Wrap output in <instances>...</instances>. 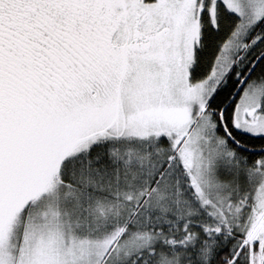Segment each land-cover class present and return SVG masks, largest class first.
<instances>
[{
    "label": "rangeland",
    "instance_id": "1",
    "mask_svg": "<svg viewBox=\"0 0 264 264\" xmlns=\"http://www.w3.org/2000/svg\"><path fill=\"white\" fill-rule=\"evenodd\" d=\"M98 1L117 17L106 89L26 116L0 101V264H101L110 249L106 264H116L156 247L145 222L121 225L125 211L111 201L85 209L81 195L58 179L66 157L117 137L167 138L200 203L223 226L247 231L245 243L253 248L264 238V156L253 169L239 166L205 107L248 30L264 16V0ZM217 2L240 24L210 75L191 83L199 18L208 8L215 19ZM263 95L261 86L245 88L234 108L235 129L264 135ZM168 184L163 179L152 189L149 204L167 199Z\"/></svg>",
    "mask_w": 264,
    "mask_h": 264
},
{
    "label": "trees",
    "instance_id": "2",
    "mask_svg": "<svg viewBox=\"0 0 264 264\" xmlns=\"http://www.w3.org/2000/svg\"><path fill=\"white\" fill-rule=\"evenodd\" d=\"M113 15L107 3L98 0H1L0 101L26 116L102 93L108 84L113 55L112 34L117 20ZM199 23V41L189 71L191 83L210 75L240 18L217 2L215 19L205 8ZM263 52L264 16L248 30L205 107L217 137L235 153L239 166L249 169L255 168L257 159L264 156L249 151L264 148V135L235 129L234 108L246 87L255 84L264 88V56L223 114L227 131L243 148L227 139L219 113ZM259 113L264 115V95ZM145 159L154 167H146ZM147 176L149 182H145ZM58 179L81 195L85 209L98 199L102 204L111 201L125 211L121 225L134 228L145 222V231L154 232L157 245L153 250L116 264H251V256L258 250L257 242L253 248L245 243L247 231L223 226L200 203L165 137L100 140L66 157L59 167ZM163 179L169 183V196L163 203L149 204L152 189ZM125 236L126 230L118 240ZM111 250L101 264L107 263Z\"/></svg>",
    "mask_w": 264,
    "mask_h": 264
},
{
    "label": "water",
    "instance_id": "3",
    "mask_svg": "<svg viewBox=\"0 0 264 264\" xmlns=\"http://www.w3.org/2000/svg\"><path fill=\"white\" fill-rule=\"evenodd\" d=\"M264 56V52L255 60V62L252 64L250 70L248 71V73L246 74V76L242 79V81L240 82L236 92L234 93V95L231 97V99L229 100V102L223 107V109L220 111L219 113V122H220V126L221 129L223 131V133L225 134V136L227 137V139L234 144L237 147H241L243 148L241 145H239L229 134V132L227 131L224 123H223V114L224 111L226 109V107H228L236 98V96L238 95V93L241 91V89L243 88V86L245 85L246 81L248 80V78L250 77L251 73L254 71L255 66L259 63V61L261 60V58ZM253 153H264V148L260 149V150H249Z\"/></svg>",
    "mask_w": 264,
    "mask_h": 264
},
{
    "label": "crops",
    "instance_id": "4",
    "mask_svg": "<svg viewBox=\"0 0 264 264\" xmlns=\"http://www.w3.org/2000/svg\"><path fill=\"white\" fill-rule=\"evenodd\" d=\"M261 240L258 243V250H257L256 254L254 253L251 256V258L253 257L255 259L254 264H256L263 256L262 254L264 251V238H261Z\"/></svg>",
    "mask_w": 264,
    "mask_h": 264
},
{
    "label": "built area",
    "instance_id": "5",
    "mask_svg": "<svg viewBox=\"0 0 264 264\" xmlns=\"http://www.w3.org/2000/svg\"><path fill=\"white\" fill-rule=\"evenodd\" d=\"M259 264H264V257H263L262 261L259 262Z\"/></svg>",
    "mask_w": 264,
    "mask_h": 264
}]
</instances>
